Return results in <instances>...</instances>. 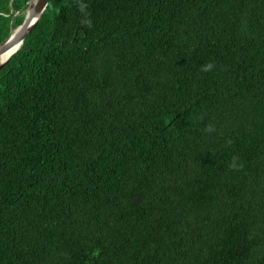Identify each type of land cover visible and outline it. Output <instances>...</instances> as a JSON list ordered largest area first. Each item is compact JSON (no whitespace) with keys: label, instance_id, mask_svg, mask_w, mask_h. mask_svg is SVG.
I'll return each instance as SVG.
<instances>
[{"label":"trees","instance_id":"1","mask_svg":"<svg viewBox=\"0 0 264 264\" xmlns=\"http://www.w3.org/2000/svg\"><path fill=\"white\" fill-rule=\"evenodd\" d=\"M0 264H264V0H49L0 71Z\"/></svg>","mask_w":264,"mask_h":264},{"label":"water","instance_id":"2","mask_svg":"<svg viewBox=\"0 0 264 264\" xmlns=\"http://www.w3.org/2000/svg\"><path fill=\"white\" fill-rule=\"evenodd\" d=\"M27 5L28 8L24 13L25 18L23 23L17 28H11L9 36L0 43V55H5L7 52L12 50L14 47H16L19 44H21L22 47L26 37L32 31V29L37 25L38 21L46 11L49 5V0H30L27 3ZM17 15L18 13L14 15L12 19V23L16 19ZM14 54H12L11 57ZM11 57H8L6 60L0 63V71Z\"/></svg>","mask_w":264,"mask_h":264},{"label":"bare ground","instance_id":"3","mask_svg":"<svg viewBox=\"0 0 264 264\" xmlns=\"http://www.w3.org/2000/svg\"><path fill=\"white\" fill-rule=\"evenodd\" d=\"M20 47H21V44L14 47L12 50L7 52L5 55H0V63L2 61L6 60L8 57H11V55L14 54L16 51H18V49H20Z\"/></svg>","mask_w":264,"mask_h":264},{"label":"clouds","instance_id":"4","mask_svg":"<svg viewBox=\"0 0 264 264\" xmlns=\"http://www.w3.org/2000/svg\"><path fill=\"white\" fill-rule=\"evenodd\" d=\"M211 68H212V65H207V66H205L204 70L208 71V70H211Z\"/></svg>","mask_w":264,"mask_h":264},{"label":"rangeland","instance_id":"5","mask_svg":"<svg viewBox=\"0 0 264 264\" xmlns=\"http://www.w3.org/2000/svg\"><path fill=\"white\" fill-rule=\"evenodd\" d=\"M12 24V23H11ZM11 31V30H10Z\"/></svg>","mask_w":264,"mask_h":264}]
</instances>
